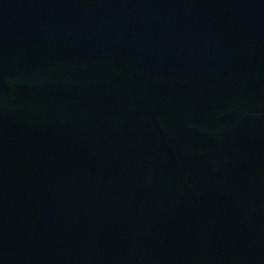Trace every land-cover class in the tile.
I'll list each match as a JSON object with an SVG mask.
<instances>
[{
	"label": "water",
	"instance_id": "obj_1",
	"mask_svg": "<svg viewBox=\"0 0 264 264\" xmlns=\"http://www.w3.org/2000/svg\"><path fill=\"white\" fill-rule=\"evenodd\" d=\"M0 264H264V0H0Z\"/></svg>",
	"mask_w": 264,
	"mask_h": 264
}]
</instances>
